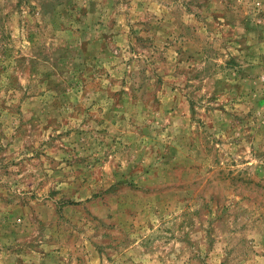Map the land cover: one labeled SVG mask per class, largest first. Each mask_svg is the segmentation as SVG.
Wrapping results in <instances>:
<instances>
[{"label":"rangeland","instance_id":"obj_1","mask_svg":"<svg viewBox=\"0 0 264 264\" xmlns=\"http://www.w3.org/2000/svg\"><path fill=\"white\" fill-rule=\"evenodd\" d=\"M0 264H264V0H0Z\"/></svg>","mask_w":264,"mask_h":264}]
</instances>
